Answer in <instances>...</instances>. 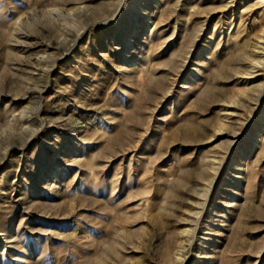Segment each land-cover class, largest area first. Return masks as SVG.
<instances>
[{
  "label": "rangeland",
  "instance_id": "obj_1",
  "mask_svg": "<svg viewBox=\"0 0 264 264\" xmlns=\"http://www.w3.org/2000/svg\"><path fill=\"white\" fill-rule=\"evenodd\" d=\"M146 2L0 0V264H264V0Z\"/></svg>",
  "mask_w": 264,
  "mask_h": 264
},
{
  "label": "bare ground",
  "instance_id": "obj_2",
  "mask_svg": "<svg viewBox=\"0 0 264 264\" xmlns=\"http://www.w3.org/2000/svg\"><path fill=\"white\" fill-rule=\"evenodd\" d=\"M145 2H146V0H145ZM147 3V2H146ZM141 3L139 2L137 5H140ZM145 5V4H144ZM143 5V6H144ZM120 12V9H117L116 10V12H115V14L113 15V17L110 19V20H108L107 22H100V23H98V24H96L98 27H102L105 23H108V22H110V21H113L114 19H115V17L117 16V14ZM53 16H55L56 18H60V19H62V16H61V14H59L58 13V11H54L53 13ZM51 15V14H50ZM69 16V15H68ZM50 19H51V17H49ZM55 19V18H54ZM87 30H88V28H83V29H81V30H79L78 32H76V34H75V36H74V43H77L78 42V40L79 39H81L84 35H85V33L87 32ZM53 70V69H52ZM51 72V70L49 71V73ZM33 136H35L34 134H33ZM32 136V137H33ZM30 140V139H29ZM28 140V141H29Z\"/></svg>",
  "mask_w": 264,
  "mask_h": 264
}]
</instances>
